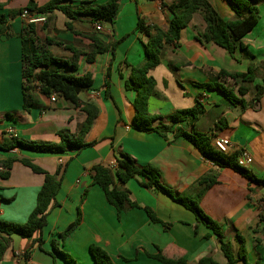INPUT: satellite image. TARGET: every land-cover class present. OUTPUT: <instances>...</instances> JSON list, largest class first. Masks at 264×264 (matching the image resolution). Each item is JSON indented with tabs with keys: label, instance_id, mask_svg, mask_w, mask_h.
I'll list each match as a JSON object with an SVG mask.
<instances>
[{
	"label": "crops",
	"instance_id": "obj_1",
	"mask_svg": "<svg viewBox=\"0 0 264 264\" xmlns=\"http://www.w3.org/2000/svg\"><path fill=\"white\" fill-rule=\"evenodd\" d=\"M30 1L0 0V147L7 148L14 138L60 143L61 132L75 135L86 123L85 104L97 107L98 115L84 139L89 145L79 152L44 154L0 149V221L23 224L36 207L45 178L23 165L22 160H29L50 174L59 169L64 172L42 234L30 239L13 236L1 264H68L54 246L77 264H95L91 245L104 249L115 264H162L148 256L159 251L167 259L184 258L190 264L205 257L218 264H229L218 238L206 237L211 231L195 214L168 195L145 188L143 178L131 179L126 184L114 179L116 187L126 190L130 201L140 206L119 216L102 188L93 184V175L96 166L115 172L110 165L113 162L118 165L122 154L131 156L142 167L150 165L158 169L166 187L179 196L196 200L207 215L220 223L236 256L241 247L237 236L241 235L247 263L264 264V188L232 169L214 165L187 139L176 137L175 133L181 129H190L189 122L176 124L166 137L140 130L135 123L133 102L137 93L128 90L126 82L132 68L143 63V44L148 41L146 34L137 30L138 19L144 20L146 26L168 30L172 14L163 3L171 5L178 0H119L114 24H101V31L96 30L89 16H79L70 31L66 26L70 20L62 12L43 15L46 22L36 26L40 38L37 44L47 46L53 56L66 61L74 58L73 53L55 45L56 42L81 50L77 69L68 73L77 76L89 73L94 82L90 91L80 94L79 107L60 95L52 102L50 97L37 92L34 106L26 111L23 57L33 50V45L23 41L28 23L22 13ZM50 1L34 0L38 7ZM108 1L73 0L72 4L99 5ZM208 1L225 21L239 18L228 0ZM256 5L260 20L243 38L234 57L213 42L198 40L207 24L201 14H194L182 31L179 46H167L160 65L149 74L156 82V92L149 99L148 110L156 117L152 127H157L171 125L176 112L201 105L204 113L195 123L196 130L230 140L231 152L249 154L253 163L248 169L264 179V93L260 102H255L256 85L264 86V0ZM91 36L98 37L108 50L89 62L88 56L93 51ZM46 39L53 41L46 44ZM115 43L118 46L113 54L111 48ZM249 67L255 71L253 83L237 85L231 78L219 77L222 70L246 73ZM215 82L230 90H237L238 86L248 88L245 96L237 93L245 106L232 104L222 89L208 87ZM12 159L15 162L9 177L3 179L1 173L7 171L2 164ZM204 179L215 183L207 187L201 182ZM145 207L152 209L162 223L153 222ZM79 217V227L62 240L60 234ZM40 236L42 248L34 244ZM238 264L245 263L240 260Z\"/></svg>",
	"mask_w": 264,
	"mask_h": 264
},
{
	"label": "trees",
	"instance_id": "obj_2",
	"mask_svg": "<svg viewBox=\"0 0 264 264\" xmlns=\"http://www.w3.org/2000/svg\"><path fill=\"white\" fill-rule=\"evenodd\" d=\"M259 1L260 0H228L232 9L239 17L237 20L230 22L225 21L208 0H178L171 5L163 3V6L172 14L168 30H163L156 26H146L144 20L139 18L137 30L145 33L148 37L147 43L143 44L145 59L140 66L132 68L130 78L126 82V88L128 90H134L137 93L133 106L136 111L135 123L140 130L146 132L154 131L166 137L168 133L173 132V127L176 124L189 122L190 129H181L179 132L175 133L176 137L187 139L199 150L203 157L211 161L214 165L220 168L232 169L247 178L250 183L264 188V179L258 178L248 168L238 164L239 153H224L219 151L213 144V134H205L196 130L195 123L204 113L201 105L178 111L171 117V125H160L157 127H152V122L156 120V117L152 116L148 110L149 99L156 92V82L149 74L160 65L161 56L167 46H173L175 48L179 46L182 31L188 27L194 14H201L207 24L206 31L198 34V40L200 42H213L234 57L236 49L242 47L243 38L255 28L260 20V11L256 5ZM72 3L73 0H51L44 6L38 7L34 0H31L26 9L31 13L37 12L41 15H47L55 11L62 12L70 20L66 23L67 29L73 31V22L76 21L79 16H89L91 18V23L94 24H107L109 20H112V26L120 7L119 0H110L105 4L99 5L85 2L81 5L74 6ZM1 23L2 19L0 17V24ZM36 26L37 24H27L25 32L22 35L24 42L29 41L33 45V50L29 53H24L23 57L24 109L30 111L34 106L35 93L37 92L47 97H51L54 93H57L64 99L71 101L77 107L81 106L82 102L79 96L81 93L91 90L94 82L93 77L89 73L83 76H77L73 73H68V71L77 69L78 60L82 55V51L70 45L56 42L55 45L71 51L74 58L71 61H66L53 56L48 51L47 46L40 47L37 44L40 38L37 36ZM89 39L92 41L93 51L89 54L88 61L92 62L98 53L107 51L108 46L96 36H91ZM52 41L53 40L46 39L45 42L48 44L52 43ZM117 46L118 43L112 46L111 51L113 54H115ZM219 77L231 78L237 85H239L240 82L253 83L256 80L253 67H249L246 73H229L222 70L219 73ZM208 87L222 89L225 96L232 104L245 106V101L239 99L237 93L241 96H245L248 93V88L238 86L237 90H230L222 87L216 82L209 84ZM263 93L264 86L256 85V103L260 102ZM83 109L88 113L86 123L75 135L70 134L68 131L61 132L60 143L34 142L14 138L7 148L0 147V149L6 151L24 149L44 154H64L70 150L79 152L89 145L84 142V139L98 115L97 107L91 104H85ZM14 162L15 160L12 159L2 164V167L7 171L1 173L3 179L9 177V170ZM117 162L118 165L115 172L103 166L94 167L93 184L102 188L108 203L117 210L119 216L128 209L140 208V206L130 201L126 190H120L116 187L114 179L116 178L121 184H126L131 179L137 177L143 178L145 182H142V185L145 188L162 192L176 203L193 212L197 220L211 231L206 237L211 238L212 235H215L218 238L220 249L229 264H238L240 260L248 264L246 260L245 240L243 237L241 235L237 236L241 242V247L238 256H236L233 253L231 242L227 241L223 235L220 223L207 215L196 200L179 196L172 189L166 187L162 183L161 173L158 169L150 165L142 167L138 165L131 156L126 154H122ZM21 163L30 168L34 173L43 175L45 178L44 184L37 195L36 207L30 214L27 222L19 224L0 221V264L8 248L9 241L13 236L18 235L22 238L30 239L36 234H42L43 229L47 225L49 209L56 201V196L61 189L64 176L62 169H59L55 174H50L29 160H22ZM201 182L206 183L207 187L215 183L207 179ZM143 209L153 222L162 223L152 209L148 207ZM80 223L81 217L69 225L67 229L60 234V238L65 240L79 227ZM36 243L42 248L43 240L41 236L34 242V244ZM54 249L56 253L68 262V264H77L69 255L58 251L55 246ZM90 254L95 264H115L110 255L104 249L96 245L90 246ZM148 256L158 260L162 264H190L184 258L177 260L167 259L163 256L161 251H159L157 255ZM126 261L131 260L126 259ZM196 264L218 263L211 257H205Z\"/></svg>",
	"mask_w": 264,
	"mask_h": 264
},
{
	"label": "built area",
	"instance_id": "obj_3",
	"mask_svg": "<svg viewBox=\"0 0 264 264\" xmlns=\"http://www.w3.org/2000/svg\"><path fill=\"white\" fill-rule=\"evenodd\" d=\"M22 18L27 20L28 24H43L46 22V17L43 15H39V14H34L31 13L28 10H24L22 13ZM96 30L97 31H101L102 30V26L101 24H96ZM99 93H97L98 95ZM58 94L54 93L50 99L52 102H55L57 100ZM213 144L214 146L221 152L224 153H229L231 152L230 147H231V142L228 139H224V138H214L213 139ZM232 153V152H231ZM253 163V158L247 154L244 153L242 155L239 156L238 159V164L242 167L248 168L251 164ZM111 168H117V163H111L110 165Z\"/></svg>",
	"mask_w": 264,
	"mask_h": 264
},
{
	"label": "water",
	"instance_id": "obj_4",
	"mask_svg": "<svg viewBox=\"0 0 264 264\" xmlns=\"http://www.w3.org/2000/svg\"><path fill=\"white\" fill-rule=\"evenodd\" d=\"M108 24H112V20H109V21H108Z\"/></svg>",
	"mask_w": 264,
	"mask_h": 264
}]
</instances>
